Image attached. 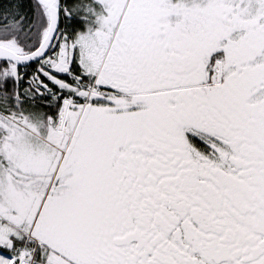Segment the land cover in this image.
<instances>
[{
    "label": "snow or ice",
    "instance_id": "snow-or-ice-1",
    "mask_svg": "<svg viewBox=\"0 0 264 264\" xmlns=\"http://www.w3.org/2000/svg\"><path fill=\"white\" fill-rule=\"evenodd\" d=\"M0 264H264V0H0Z\"/></svg>",
    "mask_w": 264,
    "mask_h": 264
}]
</instances>
